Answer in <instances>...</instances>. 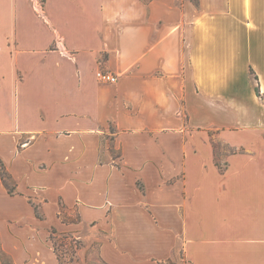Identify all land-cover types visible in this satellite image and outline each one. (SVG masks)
<instances>
[{"label": "crops", "instance_id": "crops-1", "mask_svg": "<svg viewBox=\"0 0 264 264\" xmlns=\"http://www.w3.org/2000/svg\"><path fill=\"white\" fill-rule=\"evenodd\" d=\"M0 161L10 264H264V0H0Z\"/></svg>", "mask_w": 264, "mask_h": 264}, {"label": "rangeland", "instance_id": "rangeland-1", "mask_svg": "<svg viewBox=\"0 0 264 264\" xmlns=\"http://www.w3.org/2000/svg\"><path fill=\"white\" fill-rule=\"evenodd\" d=\"M54 239H55L54 240L55 244L58 246L57 254L61 261L60 264H78L77 263L78 261L75 257L74 246L76 245L77 247H80L82 245V241L78 240L77 244H75L69 238L64 239V238L55 236ZM91 251L94 252V250L91 249L90 254H91ZM166 264H187V263L184 261L179 251H177L174 259L172 261H168Z\"/></svg>", "mask_w": 264, "mask_h": 264}, {"label": "trees", "instance_id": "trees-1", "mask_svg": "<svg viewBox=\"0 0 264 264\" xmlns=\"http://www.w3.org/2000/svg\"><path fill=\"white\" fill-rule=\"evenodd\" d=\"M251 74L253 75L254 73L251 72ZM254 80L257 81V77L254 76ZM256 93H259V90L256 86L255 88ZM0 180L2 181V183L4 184V186L7 188V191L9 194H15V188L13 185H10V181H11V177L8 174V172L6 171L3 163L0 161ZM34 211L35 214L38 218H40V215L38 213L37 207H34ZM52 234H55L54 231H52ZM50 238H52V235L50 236ZM52 240V239H51ZM0 260L2 261V264H10L5 260V254L3 253V251L0 249Z\"/></svg>", "mask_w": 264, "mask_h": 264}, {"label": "built area", "instance_id": "built-area-1", "mask_svg": "<svg viewBox=\"0 0 264 264\" xmlns=\"http://www.w3.org/2000/svg\"><path fill=\"white\" fill-rule=\"evenodd\" d=\"M96 78L100 83L103 84H114L118 81V77L116 75L104 72L102 70L97 71Z\"/></svg>", "mask_w": 264, "mask_h": 264}]
</instances>
